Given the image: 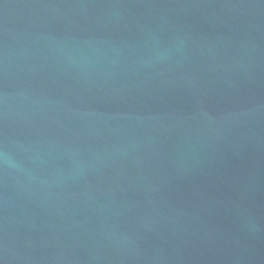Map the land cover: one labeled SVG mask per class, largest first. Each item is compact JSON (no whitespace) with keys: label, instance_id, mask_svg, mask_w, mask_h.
<instances>
[{"label":"water","instance_id":"1","mask_svg":"<svg viewBox=\"0 0 264 264\" xmlns=\"http://www.w3.org/2000/svg\"><path fill=\"white\" fill-rule=\"evenodd\" d=\"M0 264H264V0H0Z\"/></svg>","mask_w":264,"mask_h":264}]
</instances>
